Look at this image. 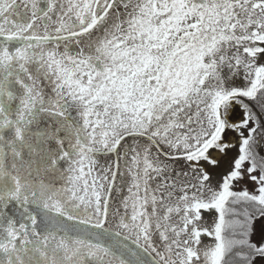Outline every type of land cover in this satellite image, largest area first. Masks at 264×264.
<instances>
[{
  "label": "snow or ice",
  "instance_id": "1",
  "mask_svg": "<svg viewBox=\"0 0 264 264\" xmlns=\"http://www.w3.org/2000/svg\"><path fill=\"white\" fill-rule=\"evenodd\" d=\"M264 264V0H0V264Z\"/></svg>",
  "mask_w": 264,
  "mask_h": 264
},
{
  "label": "trees",
  "instance_id": "2",
  "mask_svg": "<svg viewBox=\"0 0 264 264\" xmlns=\"http://www.w3.org/2000/svg\"><path fill=\"white\" fill-rule=\"evenodd\" d=\"M230 264H233V262L230 261Z\"/></svg>",
  "mask_w": 264,
  "mask_h": 264
}]
</instances>
